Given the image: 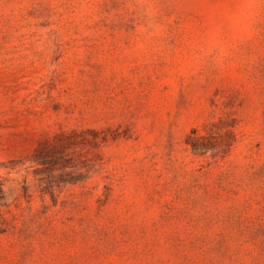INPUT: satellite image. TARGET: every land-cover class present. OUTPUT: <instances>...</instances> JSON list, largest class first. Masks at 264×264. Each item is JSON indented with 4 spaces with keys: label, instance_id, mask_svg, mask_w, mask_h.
Masks as SVG:
<instances>
[{
    "label": "rangeland",
    "instance_id": "374dc122",
    "mask_svg": "<svg viewBox=\"0 0 264 264\" xmlns=\"http://www.w3.org/2000/svg\"><path fill=\"white\" fill-rule=\"evenodd\" d=\"M0 264H264V0H0Z\"/></svg>",
    "mask_w": 264,
    "mask_h": 264
}]
</instances>
